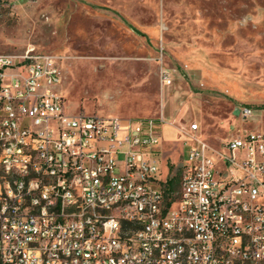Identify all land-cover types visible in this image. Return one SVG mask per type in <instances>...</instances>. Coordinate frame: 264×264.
Instances as JSON below:
<instances>
[{
	"label": "built area",
	"instance_id": "built-area-1",
	"mask_svg": "<svg viewBox=\"0 0 264 264\" xmlns=\"http://www.w3.org/2000/svg\"><path fill=\"white\" fill-rule=\"evenodd\" d=\"M61 82L57 57L0 55V264H264V132L215 147L189 124L169 197L166 118L70 114Z\"/></svg>",
	"mask_w": 264,
	"mask_h": 264
},
{
	"label": "rangeland",
	"instance_id": "rangeland-1",
	"mask_svg": "<svg viewBox=\"0 0 264 264\" xmlns=\"http://www.w3.org/2000/svg\"><path fill=\"white\" fill-rule=\"evenodd\" d=\"M29 49L59 59L70 114L164 116L173 176L189 124L215 147L264 129V0H0V55Z\"/></svg>",
	"mask_w": 264,
	"mask_h": 264
},
{
	"label": "bare ground",
	"instance_id": "bare-ground-1",
	"mask_svg": "<svg viewBox=\"0 0 264 264\" xmlns=\"http://www.w3.org/2000/svg\"><path fill=\"white\" fill-rule=\"evenodd\" d=\"M15 175H25V168H15ZM36 163H29L28 174L22 177V185H35ZM122 205H135V198H122ZM35 238H42V230H35ZM170 247H179V240L170 239ZM138 250H152V242H138Z\"/></svg>",
	"mask_w": 264,
	"mask_h": 264
},
{
	"label": "trees",
	"instance_id": "trees-1",
	"mask_svg": "<svg viewBox=\"0 0 264 264\" xmlns=\"http://www.w3.org/2000/svg\"><path fill=\"white\" fill-rule=\"evenodd\" d=\"M181 167L177 170L176 174L169 180L167 184V193L168 196L170 197L172 195V192L176 190L179 186L180 182V176H181Z\"/></svg>",
	"mask_w": 264,
	"mask_h": 264
},
{
	"label": "crops",
	"instance_id": "crops-1",
	"mask_svg": "<svg viewBox=\"0 0 264 264\" xmlns=\"http://www.w3.org/2000/svg\"><path fill=\"white\" fill-rule=\"evenodd\" d=\"M169 125V124H168ZM168 125L165 126L164 128V136H165V143L167 141V137H166V129L168 128ZM254 131H257V132H264V129H258V130H254Z\"/></svg>",
	"mask_w": 264,
	"mask_h": 264
}]
</instances>
